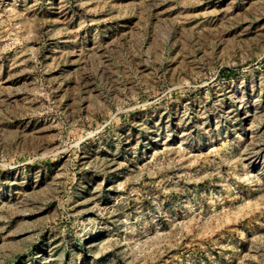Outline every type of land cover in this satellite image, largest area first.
Returning <instances> with one entry per match:
<instances>
[{
  "label": "rangeland",
  "instance_id": "rangeland-1",
  "mask_svg": "<svg viewBox=\"0 0 264 264\" xmlns=\"http://www.w3.org/2000/svg\"><path fill=\"white\" fill-rule=\"evenodd\" d=\"M0 264H264V0H0Z\"/></svg>",
  "mask_w": 264,
  "mask_h": 264
},
{
  "label": "bare ground",
  "instance_id": "bare-ground-1",
  "mask_svg": "<svg viewBox=\"0 0 264 264\" xmlns=\"http://www.w3.org/2000/svg\"><path fill=\"white\" fill-rule=\"evenodd\" d=\"M97 235H98V233H97V232H94V233H92V234L87 235L86 237H87L90 241H92L93 239H95V238L97 237Z\"/></svg>",
  "mask_w": 264,
  "mask_h": 264
}]
</instances>
